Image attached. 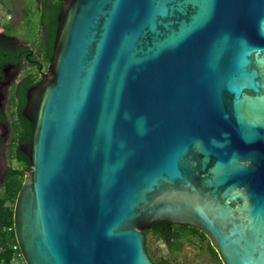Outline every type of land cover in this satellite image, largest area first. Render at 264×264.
<instances>
[{"label": "water", "instance_id": "1", "mask_svg": "<svg viewBox=\"0 0 264 264\" xmlns=\"http://www.w3.org/2000/svg\"><path fill=\"white\" fill-rule=\"evenodd\" d=\"M25 99V264H153L162 222L264 264V0H63Z\"/></svg>", "mask_w": 264, "mask_h": 264}, {"label": "trees", "instance_id": "2", "mask_svg": "<svg viewBox=\"0 0 264 264\" xmlns=\"http://www.w3.org/2000/svg\"><path fill=\"white\" fill-rule=\"evenodd\" d=\"M62 4L59 3L53 13L50 27V51L43 58L46 66L52 57V44L57 26V16ZM40 80H28L19 90L20 101L13 105L14 112L11 123V138L5 154L7 169L0 185V264H25L20 254L13 227V210L18 192L24 182L25 172L29 168L27 157L19 147L27 143L31 137L30 123L22 116L25 106V95L28 89L38 85ZM145 236L147 254L153 264H180L182 253L190 245L199 251V255H206L210 264H222L215 250L205 235L187 225H177L170 222L156 223L149 230L142 231ZM161 243L166 249L162 254L153 245Z\"/></svg>", "mask_w": 264, "mask_h": 264}, {"label": "flooded vegetation", "instance_id": "3", "mask_svg": "<svg viewBox=\"0 0 264 264\" xmlns=\"http://www.w3.org/2000/svg\"><path fill=\"white\" fill-rule=\"evenodd\" d=\"M62 1L0 0V155L8 150L12 108L21 100L19 90L28 80L41 82L48 73L49 64L45 66L43 58L50 51V22L54 9ZM2 165L0 185L7 162Z\"/></svg>", "mask_w": 264, "mask_h": 264}, {"label": "rangeland", "instance_id": "4", "mask_svg": "<svg viewBox=\"0 0 264 264\" xmlns=\"http://www.w3.org/2000/svg\"><path fill=\"white\" fill-rule=\"evenodd\" d=\"M24 33H25L24 30H22V34ZM0 156H1L0 166L3 167L2 163L6 162L5 153L1 152ZM153 246L157 247L162 254L166 253V249L163 244L157 243ZM198 253L199 251L193 248L192 246L190 245L186 246L184 252L182 253L180 264H210V260L206 255H199Z\"/></svg>", "mask_w": 264, "mask_h": 264}]
</instances>
